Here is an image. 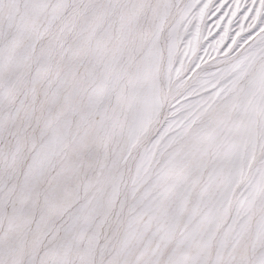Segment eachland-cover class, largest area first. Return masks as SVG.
Returning a JSON list of instances; mask_svg holds the SVG:
<instances>
[{
  "label": "snow or ice",
  "instance_id": "6c2138e0",
  "mask_svg": "<svg viewBox=\"0 0 264 264\" xmlns=\"http://www.w3.org/2000/svg\"><path fill=\"white\" fill-rule=\"evenodd\" d=\"M0 264H264V0H0Z\"/></svg>",
  "mask_w": 264,
  "mask_h": 264
}]
</instances>
